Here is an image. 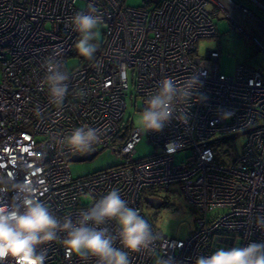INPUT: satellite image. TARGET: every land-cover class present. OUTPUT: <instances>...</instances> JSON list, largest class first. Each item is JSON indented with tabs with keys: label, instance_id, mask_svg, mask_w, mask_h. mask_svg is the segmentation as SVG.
Here are the masks:
<instances>
[{
	"label": "built area",
	"instance_id": "2783aa9c",
	"mask_svg": "<svg viewBox=\"0 0 264 264\" xmlns=\"http://www.w3.org/2000/svg\"><path fill=\"white\" fill-rule=\"evenodd\" d=\"M212 1L227 14L255 18L236 0ZM251 1L264 9V0ZM208 3L144 0L142 6L131 7L125 0H0V172H16L17 181H23L20 167L30 165L40 200L55 215L73 221L115 188L153 225L140 206L143 193L178 184L198 213L193 231L176 238L153 225L160 234L157 253L173 264H196L221 248L264 243V228L256 223L264 218V77L246 63L237 64L234 75L221 73L216 48L195 56L199 39L218 36ZM93 9L103 22L97 51L89 60L75 48L79 33L70 19ZM60 49L64 66L71 54L80 62L71 71L65 66L69 90L57 105L43 86L42 64ZM192 75L201 86L184 110L186 120L174 112L159 132L123 124L127 96L140 101L134 112L141 113L160 81L170 78L181 85ZM224 112L230 117L222 118ZM84 125L104 133L92 150L109 148L121 162L74 179L68 159L86 152L61 151L54 138ZM242 133L245 141L235 153L229 138ZM119 135L123 140H117ZM142 138L154 151L133 158ZM180 152L183 158L176 162ZM11 195L4 203H10ZM82 195L89 197L88 203L82 204ZM215 209L222 214L211 215ZM108 227L115 232L113 223ZM41 249L45 264H95L66 256L59 241ZM156 259L147 251L131 257L132 264H156Z\"/></svg>",
	"mask_w": 264,
	"mask_h": 264
},
{
	"label": "clouds",
	"instance_id": "9594fccd",
	"mask_svg": "<svg viewBox=\"0 0 264 264\" xmlns=\"http://www.w3.org/2000/svg\"><path fill=\"white\" fill-rule=\"evenodd\" d=\"M73 30L79 33L75 48L79 55L91 60L98 47V26L102 17L90 10L87 14L77 12L70 19ZM63 50L54 51L45 58L42 67L45 75L43 86L47 87L52 103L62 105L69 90L70 77L60 59ZM201 82L195 75L189 76L181 85L172 79L159 82L157 90L144 102L145 107L137 118V125L144 130L159 132L178 113L186 120L185 108L193 99ZM179 106V108L177 107ZM231 113H222L229 118ZM103 131L87 125L75 127L70 134L54 141L62 151L90 152L99 143ZM25 174L17 181L16 172H0V264H45L46 253L42 245L59 241L68 257L81 261L94 260L95 264H132L133 254L149 252L156 256V264H173L157 253L159 232L140 211L130 207L122 199L118 189L94 201L92 206L71 217L55 215L40 200L35 184L30 179V165L20 167ZM12 193L10 203L4 198ZM115 225L113 232L108 225ZM257 226L264 228V218L258 217ZM63 234V237H61ZM119 242V247L115 246ZM39 249V251H38ZM196 264H264V243H250L246 247L221 248L208 257H200Z\"/></svg>",
	"mask_w": 264,
	"mask_h": 264
},
{
	"label": "rangeland",
	"instance_id": "374dc122",
	"mask_svg": "<svg viewBox=\"0 0 264 264\" xmlns=\"http://www.w3.org/2000/svg\"><path fill=\"white\" fill-rule=\"evenodd\" d=\"M236 1L249 7L255 13V18L227 14L214 1L209 0L207 9L213 13L218 36L199 39L194 54L197 57H204L207 48L217 47L220 52L218 65L221 73L234 75L235 66L239 63H246L261 72L264 77V27H262L264 26V9L251 0ZM143 4L144 0H125V5L131 7H139ZM215 9L217 10L214 14ZM100 39L99 35L98 40ZM79 62V56L71 54L65 59V66L68 71H71ZM126 104L123 124L132 122L133 126L139 127L137 118L140 113H135L134 110L136 107L138 110L140 109V101L137 100L135 103L134 99L127 96ZM222 140L220 139V141ZM229 141L232 143L235 153H238L245 141V133L239 134L237 137H230ZM153 151L154 147L146 143V138H142L135 147L133 158L147 156ZM183 153L180 152L176 155V162L183 158ZM120 162V159L116 158L109 148H103L91 160L69 161V169L72 178L79 179L109 169ZM146 197L156 198L161 203L158 207H154L146 201ZM80 200L82 204H86L89 202V197L82 195ZM140 206L156 228L164 234L176 238H184L190 234L198 217L197 211L187 202L179 190L178 184H172L168 190L152 188L145 191ZM222 212V209H215L211 215L217 216Z\"/></svg>",
	"mask_w": 264,
	"mask_h": 264
},
{
	"label": "water",
	"instance_id": "95a60500",
	"mask_svg": "<svg viewBox=\"0 0 264 264\" xmlns=\"http://www.w3.org/2000/svg\"><path fill=\"white\" fill-rule=\"evenodd\" d=\"M96 154H97V151L92 150L90 152H86V153L81 154V155H73L68 159V161L91 160L92 158H94V156ZM146 201L154 207H158L161 203L160 200L153 198V197H146Z\"/></svg>",
	"mask_w": 264,
	"mask_h": 264
},
{
	"label": "trees",
	"instance_id": "16d2710c",
	"mask_svg": "<svg viewBox=\"0 0 264 264\" xmlns=\"http://www.w3.org/2000/svg\"><path fill=\"white\" fill-rule=\"evenodd\" d=\"M123 137H124V136L119 135V136L117 137V140H120V141H121V140H123Z\"/></svg>",
	"mask_w": 264,
	"mask_h": 264
},
{
	"label": "crops",
	"instance_id": "0c3cea01",
	"mask_svg": "<svg viewBox=\"0 0 264 264\" xmlns=\"http://www.w3.org/2000/svg\"><path fill=\"white\" fill-rule=\"evenodd\" d=\"M216 49H218L217 47H215Z\"/></svg>",
	"mask_w": 264,
	"mask_h": 264
}]
</instances>
